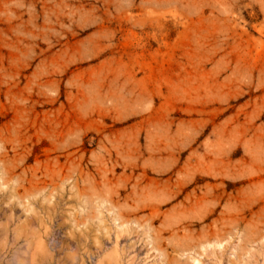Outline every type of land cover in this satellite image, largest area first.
Wrapping results in <instances>:
<instances>
[{
  "label": "rangeland",
  "instance_id": "1",
  "mask_svg": "<svg viewBox=\"0 0 264 264\" xmlns=\"http://www.w3.org/2000/svg\"><path fill=\"white\" fill-rule=\"evenodd\" d=\"M0 264H264V0H0Z\"/></svg>",
  "mask_w": 264,
  "mask_h": 264
}]
</instances>
